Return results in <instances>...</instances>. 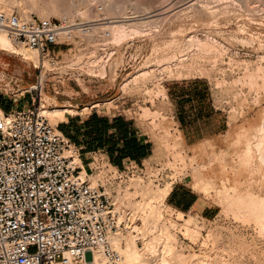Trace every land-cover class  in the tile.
I'll use <instances>...</instances> for the list:
<instances>
[{
    "label": "rangeland",
    "instance_id": "obj_1",
    "mask_svg": "<svg viewBox=\"0 0 264 264\" xmlns=\"http://www.w3.org/2000/svg\"><path fill=\"white\" fill-rule=\"evenodd\" d=\"M14 1L11 0L10 4V0H1L0 6L22 16L28 13V16H48L61 21H65V17L50 8L46 10L48 4L47 7L53 4L63 7V10L79 7L84 12H74L70 21L90 19L81 22L84 24L95 22L91 19L103 14L130 16L123 21L125 31L119 38H113L109 26L106 28V23H103L105 25L98 36L92 34L87 25L74 28L71 39H60L62 44L52 45L50 48H54L60 59L58 70L67 71V75L58 77L51 73L44 91L39 92L40 102L44 104L42 110L72 109L66 112L64 118L45 113L53 125L71 117L85 118L94 103L98 105L93 109L121 112L145 123L146 131L156 145V157L151 162L135 168L129 166L110 177L102 170V163L97 165L100 171L89 177L90 181L96 180L92 183L105 186L117 206L123 201L126 206L130 203L132 210L134 203L136 210L139 208L133 211L134 215L132 212L127 214V223L112 235L119 234L122 241L128 237L133 239L145 264L154 263L151 247L160 250L159 241L166 239L164 231L168 233L171 244L188 261L203 259L207 264L259 262L257 254L264 253V229L261 230L264 227H260L258 222L260 214L254 212V201L257 199L253 200V194L264 195V162L256 159L258 154L253 143L255 138L258 139L255 136H259V132H255L259 129L256 127L260 126L259 122L264 123V0H247L248 3H245L246 0H234V3L232 0H227V3L221 0V4L220 0H206V4L205 0H191L196 1L191 8L188 7L190 0H98L99 3H112L115 10L110 13L104 10L101 15L94 5L91 6L97 0H35V5L30 0ZM199 1L206 6L205 9ZM211 1L217 4L212 3L214 7L220 9L216 7V10ZM209 4L211 8L207 7ZM85 5L90 7L85 8ZM44 8L48 14L43 12ZM208 9L217 12L211 10L216 13L213 16ZM205 11L210 15L204 14ZM103 19L100 21L107 20ZM199 35L200 41L196 39ZM195 39L198 44L194 43ZM12 42L19 47V43ZM108 50L113 51L109 57ZM39 61V54L35 63L30 58H22L21 54L0 50V94L6 100H27L28 92L22 94V91L36 82ZM44 62L47 65V61ZM181 81L197 83L203 91V101L206 104L212 102L217 107L210 117L211 125H216L226 116L228 127L224 131L191 146L184 144L174 120L166 113L171 107L166 99V88ZM70 85H74L75 90L80 89L79 92L76 93ZM72 102H78V105H70ZM255 122L258 123L256 127ZM253 148L256 162H252ZM72 150H75L74 146ZM262 169L261 178L258 175H261ZM159 178L162 180L158 181ZM171 181L188 183L194 191L216 205L217 214L213 218L202 219L193 212H182L172 207L165 197L158 205L154 203L163 211L162 219L155 228H145L140 215L147 216L149 209H144L143 214L140 207L144 200L148 201V196L151 199L148 194L155 192L156 188L158 191L167 184L171 189L174 185ZM146 186L153 188V192ZM141 190L145 191L146 197ZM137 202L143 203L140 206ZM189 218L191 221L187 220ZM152 233H159V237L150 241ZM99 253L101 261L98 264H108L103 254ZM263 253L258 256L262 260L259 264L264 262ZM252 254L256 255L255 260Z\"/></svg>",
    "mask_w": 264,
    "mask_h": 264
},
{
    "label": "built area",
    "instance_id": "obj_2",
    "mask_svg": "<svg viewBox=\"0 0 264 264\" xmlns=\"http://www.w3.org/2000/svg\"><path fill=\"white\" fill-rule=\"evenodd\" d=\"M66 23L0 10V28L41 57L35 86L22 91L28 92L31 105L0 112V264H84L94 251L108 264L124 262L110 236L127 223L129 213L102 183L89 180L102 163L86 172L76 148L50 123L40 102L48 75H67L58 70L59 55L50 48L71 39L81 24H72L70 37L72 25ZM106 53L109 57L113 51ZM103 164L106 176L121 171Z\"/></svg>",
    "mask_w": 264,
    "mask_h": 264
},
{
    "label": "crops",
    "instance_id": "obj_3",
    "mask_svg": "<svg viewBox=\"0 0 264 264\" xmlns=\"http://www.w3.org/2000/svg\"><path fill=\"white\" fill-rule=\"evenodd\" d=\"M70 87L75 90L74 85ZM78 90H75L76 93ZM166 92V99L171 106L166 113L174 120L182 141L187 146L216 136L228 127L226 116L216 125L210 124V117L217 107L212 102L206 104L203 101V91L197 83L177 82L167 86ZM28 99L23 102L15 98L6 100L0 94V108L6 111L31 105ZM95 104L98 105H91L92 111L85 118L71 117L56 124L76 148L86 171L89 166L103 162L124 170L130 165H145L156 157V145L147 133L144 122L121 112L93 109L97 106ZM70 105L75 107L78 102ZM166 198L172 207L182 212H193L202 219H210L217 214L216 205L185 182L172 185ZM91 261V254H88L84 264H90Z\"/></svg>",
    "mask_w": 264,
    "mask_h": 264
},
{
    "label": "bare ground",
    "instance_id": "obj_4",
    "mask_svg": "<svg viewBox=\"0 0 264 264\" xmlns=\"http://www.w3.org/2000/svg\"><path fill=\"white\" fill-rule=\"evenodd\" d=\"M1 1V0H0ZM6 1V0H5ZM16 1V0H15ZM14 1V2H15ZM31 1V4H34L35 3V0H30ZM42 1H44V0H42ZM57 1V0H56ZM86 1V0H85ZM98 1V0H97ZM96 1V2H97ZM193 1V0H192ZM216 1H218V0H215V2ZM225 1V0H224ZM231 1V0H230ZM234 0H232L231 2H233ZM243 1V0H242ZM247 1V0H246ZM250 1V0H249ZM249 1H247V2H245V3H248ZM4 2V1H3ZM58 2V1H57ZM79 2H81V0L79 1ZM89 2H90V0H89ZM94 2H95V0H94ZM93 2V3H94ZM106 2V1H105ZM105 2H100L99 3V1L97 2V3H95V4H91L92 3V1H91V6L92 5H94V8L96 9V11L97 12H99V14L101 15L103 12H104V10H106V12L108 11V13H110L111 11L112 12H114L115 10H114V6H113V4L112 3H105ZM190 3H188V7H190V6H193V4L194 3H196V1H194V2H191V0L189 1ZM198 2V1H197ZM204 2V1H203ZM215 2H212L211 1V5H213ZM219 2V1H218ZM217 2V3H218ZM226 3H227V0L225 1ZM225 2H223V6H224V3ZM6 3V2H5ZM5 3H3L4 5H5ZM8 3V2H7ZM10 4H11V0H10V2H9ZM8 3V4H9ZM47 4H48V2H46ZM52 3H54V2H52ZM60 3H62L61 1H60ZM76 3H78V2H76ZM85 3V2H84ZM88 3V1L86 2V4ZM199 3H200V1H199ZM199 3L198 4H196V5H199ZM208 3V2H207ZM210 3V2H209ZM213 3V4H212ZM220 4H221V0H220V2H219ZM229 3V2H228ZM234 3V2H233ZM54 4H56V5H59L58 3H54ZM64 3H62V5H63ZM201 4V6H202V3H200ZM205 4H206V0H205ZM216 4V3H215ZM231 4V3H230ZM4 5H2V6H4ZM35 5V4H34ZM33 5V6H34ZM45 5V4H44ZM49 5V4H48ZM47 5V6H48ZM61 5V4H60ZM65 5V4H64ZM88 5H89V3H88ZM87 5V7L89 8L90 6H88ZM186 5H187V3H186ZM185 5V6H186ZM195 5V4H194ZM204 5V4H203ZM217 5V4H216ZM219 5V4H218ZM7 6V5H6ZM9 6H11V5H9ZM46 6V5H45ZM44 6V7H45ZM46 6V10H47V8H50L51 9V11H53L54 13H57L58 15H63V17H65V21L67 22L66 23V25H72L73 23H75V22H73V21H70V20H72V16H73V13L74 12H80V13H83L84 11H82V9L80 10L79 9V7H76V9H71V7H69L70 9H68L66 6V8L68 9V10H63L62 8H59V6H53V4H51V7L49 6V7H47ZM184 6V5H183ZM184 6V7H185ZM210 6V4L209 5H207V7H209ZM222 6V7H223ZM225 6H228V4L226 5L225 4ZM85 8H87L86 7V5L84 6ZM199 7V6H198ZM204 9H205V7L206 6H202ZM201 7V8H202ZM213 7H214V5H213ZM217 6H215L214 8H216ZM220 7H221V5H220ZM85 8H84V10H85ZM91 8H93V7H91ZM93 8V9H94ZM191 8V7H190ZM193 8V7H192ZM194 8H196V7H194ZM193 8V9H194ZM209 8H211V6L209 7ZM218 8V7H217ZM217 8H216V10H217ZM224 8V7H223ZM10 9V8H9ZM9 9H8V11H9ZM41 9V8H40ZM145 9H146V7H145ZM198 9V8H197ZM218 9H220V8H218ZM0 10H7L6 9V7H1L0 6ZM45 10V8L43 9V12H46V10ZM62 10H63V12H62ZM88 10H90V9H88ZM196 10V9H195ZM194 10V11H195ZM207 10V9H206ZM212 9H208V12H210ZM216 10H212L213 12L215 11V12H217ZM40 11H42V10H40ZM82 11V12H81ZM110 11V12H109ZM202 11H204V10H202ZM202 11H201V13H202ZM212 11H211V15H213L214 16V14H216V13H212ZM53 12H51V14L53 13ZM105 12V13H106ZM197 12V11H196ZM195 12V13H196ZM199 12H200V10H199ZM198 12V13H199ZM47 13V12H46ZM50 13V12H49ZM88 13V12H87ZM94 13H95V10H94ZM200 13V14H201ZM205 13H207L206 11L204 12V14ZM48 14V13H47ZM85 14V13H84ZM97 14V13H96ZM207 14H209V13H207ZM44 15V14H43ZM50 15V14H49ZM75 15V14H74ZM78 15H80V14H78ZM81 15H83V14H81ZM81 15H80V17H81ZM109 15V14H108ZM107 14L104 16V14H103V16L101 15V16H98V17H93L91 20H95V22H88V23H86V24H84V23H81V22H86V21H89V20H84L83 19V21L81 20H78L77 22L78 23H81V24H78V25H76V27H81V26H86L87 27V25H89L88 27L91 29L90 31H91V33L92 34H94V35H96V36H98L99 35V33H100V30H102V28L104 27V25L105 24H103V23H106V28L109 26V28H110V31H109V33L111 32V36L113 37V38H119V36L121 37L123 34H124V31H125V27H124V22H125V20H128V18L130 17L128 14H121L120 16L118 15L117 17H114V15L113 16H108ZM210 15V14H209ZM24 16L25 17H29L28 16V13H24ZM41 16H42V14H41ZM46 16V15H45ZM84 16V15H83ZM116 16V15H115ZM147 16V15H146ZM146 16H144V17H146ZM149 16V15H148ZM79 17V16H78ZM85 17V16H84ZM46 18H49L48 16H46ZM103 18H106L107 20L106 21H99L100 19L102 20ZM82 19V18H81ZM104 20V19H103ZM124 21V22H123ZM99 23H101L99 26H98V24ZM108 23V24H107ZM72 27H75V26H69L68 27V30H69V33H70V29L72 28ZM89 28H88V30H89ZM108 28V29H109ZM83 29V28H82ZM108 29H107V31H108ZM123 33V34H122ZM201 35H203V34H201ZM69 36L70 37H72V34L70 33L69 34ZM194 35H190V37H193ZM195 36H197V35H195ZM205 36H207V34L205 35ZM208 37V36H207ZM206 37V38H207ZM203 38H204V36H203ZM205 38V39H206ZM209 38H210V36H209ZM196 39L197 40H199L200 39V35H199V38L198 37H196ZM196 39H195V41H196ZM202 39V38H201ZM211 39V38H210ZM212 39H214V38H212ZM200 41V40H199ZM202 42H203V40H202ZM194 43H197L198 44V42L196 41V42H194ZM198 45H196V47H197ZM199 48V46L197 47V49ZM0 50H7V51H12V52H15V53H17V54H21L22 55V58H25V59H27V58H30L31 60H33L35 63L37 62V60H38V53H37V51L36 50H30L29 48H27V47H25L24 45H22V44H19V47H17V46H15L14 44H13V42H12V40H11V38H10V36L8 35V33H7V31L5 30V29H2V28H0ZM181 56H182V54H181ZM183 56H185V55H183ZM182 56V57H183ZM187 57V56H186ZM180 59H181V57H179ZM179 58H178V60H179ZM102 65H104L103 63H102ZM101 65V66H102ZM257 68H260V66H258ZM42 80H44V74L42 75ZM35 85L34 84H32L31 86H29L30 88H33ZM95 105H97V104H95ZM72 109H70V108H68V107H60V108H53V109H49V110H44V112L45 113H49L50 115H51V117H57V118H64L65 117V114H66V112H68V111H71ZM2 111V109L0 108V112ZM150 113V112H149ZM146 114H147V112H146ZM144 115H145V112H144ZM256 123V122H255ZM257 124L258 123H256V125H255V127L257 126ZM260 125V126H259ZM259 127H256V128H259L258 130H256L255 132H259V133H257V134H259V136L257 135V136H255V137H258V139H254V135L252 136L253 138L252 139H254V140H256V142H254L253 143V145H254V147H256V149H257V151H258V153H257V151H255L256 152V155L258 154V156H256V159H262L263 161H262V163L264 162V157H263V153H264V123L263 124H260V122H259ZM254 127V128H255ZM253 151H254V148L252 149V162H254L255 161V157H254V154H253ZM263 154V155H262ZM258 157V158H257ZM263 157V158H262ZM256 162V161H255ZM259 163V162H258ZM257 164V163H256ZM261 164V163H260ZM259 164V165H260ZM253 165V164H252ZM256 166V165H255ZM254 166V167H255ZM258 166V165H257ZM261 167H262V165H260ZM253 167V169H255ZM264 168V167H263ZM258 169H259V166H258ZM256 171H257V173H258V170L256 169ZM262 171H263V169L261 170V175L259 174L258 176H261V178H262ZM253 173H255L254 172V170L252 171ZM84 173H85V171H82V175H84ZM259 173H260V170H259ZM90 176H92V175H90ZM94 176V175H93ZM98 177V176H97ZM97 177H95V179L97 178ZM260 178V179H261ZM264 178V177H263ZM91 179V178H90ZM93 179V178H92ZM259 179V178H258ZM264 180V179H263ZM93 182H95L96 180H92ZM91 181V182H92ZM259 182V181H258ZM263 182V181H262ZM260 183V182H259ZM169 184V183H168ZM262 186H263V184H261ZM170 185H168L167 186V184H166V186L165 187H161L160 189H158V191H157V188H156V191L155 192H153V188L152 189H150V187H148L147 188V186L145 187V188H147V189H150V192H151V190H152V194H150L149 193V190L147 191L149 194L148 195H151V199H150V196H148L149 197V199H148V201L147 200H144L143 198V200H144V202L145 203H143V205H142V203L140 202H137V204H140V210H142L141 212H143V214H144V209H149V211H148V213H147V216L144 214L143 216H146V217H143V216H141L140 215V217H141V219L143 218V220H142V225L144 224V226H145V228H149L150 230L151 229H153V228H155V226L158 224V222L162 219V217H163V211L161 210V208H159L157 205H158V202H160L161 203V201H163L164 200V198L168 195V193L170 192V187H169ZM259 186V185H258ZM147 189H145V190H147ZM141 191H143L141 194H146V193H144L145 191L144 190H141ZM257 193V192H256ZM258 194V193H257ZM254 195L253 194V196H255V197H253L254 199L253 200H255V199H257L256 201H254V204L256 203V205H255V213H257V214H260L259 216L260 217H258V222H259V225H261L260 227H264V195ZM142 196V195H141ZM147 195H145V197H146ZM117 197H115V199H116ZM119 198V197H118ZM118 200V199H117ZM119 200H120V198H119ZM122 200V199H121ZM142 200V201H143ZM253 200H252V203H253ZM140 201V200H139ZM119 202V201H118ZM123 202V201H122ZM121 201H120V203L118 204L120 207H122L124 210H126V212L127 213H130V212H132V214H133V211H138L139 210V208H137L138 210H136V207H135V203H134V208H133V210H132V205H130V206H132V207H129V204H127V206L125 205L126 203H124V205H122L123 203H122ZM157 203V205L156 204H154V203ZM254 204H252L253 206H254ZM118 206V207H119ZM137 206V205H136ZM144 206V207H143ZM252 206V207H253ZM139 207V206H138ZM143 207V208H142ZM253 209V208H252ZM252 211V212H253ZM254 212H253V214H252V217H254ZM139 213V212H138ZM145 213H146V211H145ZM140 214V213H139ZM257 214H255V215H257ZM134 215V214H133ZM256 217V216H255ZM252 219H254V218H252ZM187 220H189V221H191V219L189 218V219H187ZM256 222H257V217H256V219H254ZM186 221V220H185ZM184 221V222H185ZM254 221V222H255ZM186 223H188L187 221H186ZM255 224H257L258 225V223H255ZM263 224V225H262ZM187 225L185 224V227H186ZM258 228H259V226H258ZM264 228H261V230H263ZM259 232H260V230H259ZM264 233V232H263ZM262 233V234H263ZM117 234V233H116ZM114 235V234H113ZM110 236L111 238H110V241H111V243H112V245H113V247L114 248H117L122 254H123V256H124V262H123V264H145V263H143L142 262V260H141V253H140V251H139V249H138V246H137V243L133 240V239H130L129 237L128 238H125V239H123V241H122V236H120L119 234L118 235H115V236ZM260 236H261V234H260ZM159 237V233H157V234H153L152 233V235H151V237H150V241H153L154 239H156V238H158ZM164 237L167 239H164V240H161V241H159L160 242V244H159V246H161L160 247V250H159V248H153V247H151V251H152V260L154 261V263L153 264H207V262L205 263V261L203 262V259H200V260H198V262L197 261H195V259H194V262H192V261H188V259H186V257L183 255V253L181 254V252L180 251H178V250H176L175 249V246H174V244L172 243L171 244V239H169V235H168V233L166 232V231H164ZM262 237V236H261ZM260 238V237H259ZM263 238V237H262ZM262 238H260V239H262ZM169 240V241H168ZM263 241H264V238H263ZM124 242V243H123ZM161 242H162V244H161ZM261 244V243H260ZM263 244V246L262 247H264V243H262ZM257 246H259V244L257 245ZM259 247H261V246H259ZM159 250V252H158V250ZM258 249V248H257ZM260 249V248H259ZM263 249V248H262ZM157 250V251H156ZM259 251V250H258ZM264 251V250H263ZM158 252V253H157ZM178 252H180V253H178ZM262 252V251H261ZM99 252H94L93 254H94V258H93V261H91L90 262V264H98L100 261H101V257H100V253L98 254ZM254 253V252H253ZM256 253V252H255ZM263 253V252H262ZM261 253V254H262ZM261 254H257V257L259 256V255H261ZM264 254V253H263ZM255 255V254H254ZM253 254H252V258L255 260V256H254ZM263 256V255H262ZM195 257V256H194ZM193 257V258H194ZM198 257V256H197ZM196 257V258H197ZM256 257V259L257 260H259V262L257 261V263L259 264V263H261L262 262V260H261V258L260 257H258V258H260V259H258ZM199 258V257H198ZM203 258V257H202ZM263 259H264V257H263ZM191 260H192V258H191ZM260 260H261V262H260ZM253 261V260H252ZM89 263V262H88ZM253 263H255L254 261H253ZM252 263V264H253ZM256 263V264H257ZM102 264V263H101ZM263 264H264V262H263Z\"/></svg>",
    "mask_w": 264,
    "mask_h": 264
}]
</instances>
